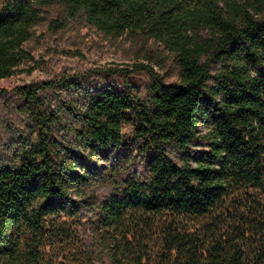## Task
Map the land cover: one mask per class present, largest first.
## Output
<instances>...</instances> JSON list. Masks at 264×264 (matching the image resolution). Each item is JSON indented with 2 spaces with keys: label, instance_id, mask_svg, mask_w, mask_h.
<instances>
[{
  "label": "trees",
  "instance_id": "16d2710c",
  "mask_svg": "<svg viewBox=\"0 0 264 264\" xmlns=\"http://www.w3.org/2000/svg\"><path fill=\"white\" fill-rule=\"evenodd\" d=\"M48 2L164 51L146 50L152 65L0 90L28 123L0 160V264H95L80 227L107 264H143L159 221L166 248L193 264H264V0ZM38 14L27 0H0V80L32 61L24 44ZM167 59L176 80L153 70ZM111 155L99 175L110 192L97 197L92 174ZM137 159L141 173L123 167ZM205 218L201 232L181 227ZM247 236H257L252 254Z\"/></svg>",
  "mask_w": 264,
  "mask_h": 264
},
{
  "label": "rangeland",
  "instance_id": "374dc122",
  "mask_svg": "<svg viewBox=\"0 0 264 264\" xmlns=\"http://www.w3.org/2000/svg\"><path fill=\"white\" fill-rule=\"evenodd\" d=\"M27 1L39 9L38 20L30 30L31 37L24 44V48L32 56V61L19 66L12 77L0 80V90H10L16 86L49 81L63 75H72L96 68L126 67L131 69L134 65L141 63L152 65L144 59L147 55L146 50L164 51L159 44L152 41L141 43L130 34L114 39L96 29L83 18L70 15L63 6L50 3L48 0ZM54 21L61 25L55 26ZM165 64V70H160L156 66H153V70L167 80H176V71L171 66L170 59H167ZM141 78V81L147 80L144 75H141ZM139 89L144 92V86L141 83ZM17 104L18 100L11 92L0 96V160L10 159L9 150L17 141L18 134L28 133L26 119L16 112ZM67 139L70 140V136H67ZM169 154L176 159V154L171 149H169ZM116 159L114 155H111L108 161L97 160V170L92 174V178L96 181H93L89 187L95 196L103 197L110 192L111 186L102 181L99 175L103 169L114 164ZM123 167L130 172H142L138 159L132 164L125 163ZM71 195L79 203L81 213L84 215L81 219V224H83L89 217L84 211L85 200L77 191L73 190ZM208 220V218L186 219L181 222V227L183 231L201 232ZM159 223L149 232V246L143 258V264H193L185 260L182 253L166 248L163 241V229L160 227L162 224ZM76 234L84 242L85 247L96 254L95 264L108 263L100 245L92 242L90 230L80 227ZM256 237L247 236L251 254L256 250ZM258 239L259 242L264 238L261 235ZM46 251L51 257L57 254V251L51 250L50 247ZM58 252H61V249Z\"/></svg>",
  "mask_w": 264,
  "mask_h": 264
}]
</instances>
